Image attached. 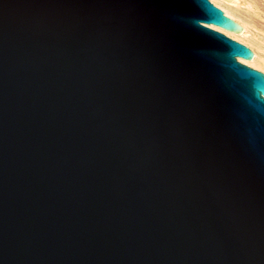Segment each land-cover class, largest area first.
I'll return each mask as SVG.
<instances>
[{
    "label": "water",
    "instance_id": "1",
    "mask_svg": "<svg viewBox=\"0 0 264 264\" xmlns=\"http://www.w3.org/2000/svg\"><path fill=\"white\" fill-rule=\"evenodd\" d=\"M208 24L242 29L210 0H0V264H264V73Z\"/></svg>",
    "mask_w": 264,
    "mask_h": 264
},
{
    "label": "bare ground",
    "instance_id": "2",
    "mask_svg": "<svg viewBox=\"0 0 264 264\" xmlns=\"http://www.w3.org/2000/svg\"><path fill=\"white\" fill-rule=\"evenodd\" d=\"M211 1V3H214L215 5H217V7H220V9H222L223 10V12L227 15V16H229L230 18H232L234 21H236L239 25H240V27L242 28L241 29V31L239 32V33H235V32H233V31H229V30H225V29H223V28H220V27H218V26H215V25H212V24H208L207 26L209 27V28H211V29H213V30H216V31H218V32H220V33H222L223 35H225V36H227V37H229V38H231V39H235V40H239V42H243V40L248 36L247 34H248V32H249V28H248V22H247V20H249L248 18H247V20H245V18L247 17L245 14H244V12H243V15H241L240 13H241V10L239 9V7L240 6H242V5H247V6H249L251 3H250V1L249 2H247V1H243V0H231L230 2H228V1H226V0H210ZM256 1V0H255ZM255 1H254V3H255ZM257 2H259V1H257ZM257 2H256V4H257ZM250 3V4H249ZM262 3V2H261ZM253 4V3H252ZM233 7V8H232ZM243 7V6H242ZM255 7H256V5H255ZM258 7V6H257ZM249 8V7H248ZM260 8V7H259ZM242 9H244V8H242ZM251 9V8H250ZM237 11H238V13H237ZM252 11V10H251ZM240 12V13H239ZM264 12V11H263ZM264 14V13H263ZM247 15H249V13L247 14ZM254 17H252V19H254L255 18V16H258V18L262 15V14H259L258 12H255L254 14ZM243 16H245V17H243ZM249 17H251V16H249ZM238 19H240L241 21H239ZM256 19V18H255ZM253 21V20H252ZM256 21H258L257 19H256ZM255 20L253 21L254 23H255V25H256V22ZM249 22H250V20H249ZM259 23V22H258ZM257 23V24H258ZM261 26V25H260ZM254 31V30H253ZM250 37V36H249ZM251 38V37H250ZM255 40V39H254ZM253 40V37H252V39H247L246 41H248V43L249 44H247V42H246V44L247 45H249L250 47H252V46H255L256 48H258V43L259 42H257V40H256V42ZM263 42V41H262ZM244 43V42H243ZM252 52H254L253 53V57L251 58V59H244V58H241V57H237V60L240 62V63H242V64H245V65H247V66H252V67H255V68H258V69H261L260 68V63L258 62V60H259V55H258V51H252ZM263 56V55H262ZM261 61V60H260ZM259 63V65L257 66V64ZM262 63V62H261ZM264 65V64H263ZM261 70H263L264 71V68L263 69H261Z\"/></svg>",
    "mask_w": 264,
    "mask_h": 264
},
{
    "label": "rangeland",
    "instance_id": "3",
    "mask_svg": "<svg viewBox=\"0 0 264 264\" xmlns=\"http://www.w3.org/2000/svg\"><path fill=\"white\" fill-rule=\"evenodd\" d=\"M243 1H247V2H249L250 1V5L249 6H247V5H242V6H240L239 7V9L241 10V15H243V12H244V14L247 16L246 18H245V20H247V18L250 20V22H249V20H247V22H248V28H249V32H248V36L243 40V42H240V43H242V44H244V45H246L247 47H249L252 51H258V55H259V60H258V62L260 63V65H259V63L257 64V66L259 65L260 66V68L261 69H263L264 68V0H243ZM254 1H255V3H254ZM257 1H259V2H257ZM256 2H257V4H256ZM262 2V3H261ZM253 3V4H252ZM214 4V3H213ZM215 5V4H214ZM255 5H256V7H255ZM215 6H217V5H215ZM258 6V7H257ZM249 7V8H248ZM260 7V8H259ZM220 8V7H219ZM233 8V7H232ZM242 8H244V9H242ZM251 8V9H250ZM222 10V9H221ZM252 10V11H251ZM255 12H258L259 14H262L259 18H258V16H255V18L258 20V21H256V19L254 18V19H252V17H254V13ZM237 13H238V11H237ZM249 13V15H247ZM249 16H251V17H249ZM243 17H245V16H243ZM239 21H241L240 19H238ZM255 20L257 23H256V25H255V23L253 22V21ZM261 25V26H260ZM254 30V31H253ZM251 38H250V37ZM252 37H253V40L256 42V40H257V42H259L257 45H258V48H256L255 46H252V47H250L249 45H247V44H249L248 43V41H246L247 39H252ZM235 40V39H234ZM236 41H238L239 42V40H236ZM263 41V42H262ZM246 42H247V44H246ZM254 53V52H253ZM263 55V56H262ZM261 60V61H260ZM262 62V63H261ZM250 67H252V66H250ZM252 68H255V67H252ZM255 69H257V70H260V71H262L263 73H264V71L263 70H261V69H258V68H255Z\"/></svg>",
    "mask_w": 264,
    "mask_h": 264
}]
</instances>
